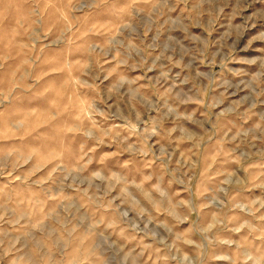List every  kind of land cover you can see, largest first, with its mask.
Wrapping results in <instances>:
<instances>
[{
	"label": "rangeland",
	"instance_id": "rangeland-1",
	"mask_svg": "<svg viewBox=\"0 0 264 264\" xmlns=\"http://www.w3.org/2000/svg\"><path fill=\"white\" fill-rule=\"evenodd\" d=\"M0 264H264V0H0Z\"/></svg>",
	"mask_w": 264,
	"mask_h": 264
}]
</instances>
